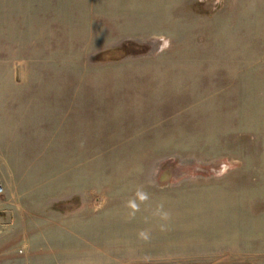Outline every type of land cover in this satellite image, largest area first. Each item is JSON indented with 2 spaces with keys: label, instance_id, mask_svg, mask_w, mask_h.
<instances>
[{
  "label": "rangeland",
  "instance_id": "374dc122",
  "mask_svg": "<svg viewBox=\"0 0 264 264\" xmlns=\"http://www.w3.org/2000/svg\"><path fill=\"white\" fill-rule=\"evenodd\" d=\"M71 1L0 0V69L11 62L19 74L23 58H58L60 43L43 50L38 40L55 33L59 40L52 22L72 6V101L88 102L72 117L103 130L108 142L130 130L156 142L72 145V207L264 204V0ZM170 57L189 59L182 63L189 74L156 82L150 73L163 72L156 61ZM180 86L198 92L165 108L172 98L157 94ZM13 220H0L3 256L24 253Z\"/></svg>",
  "mask_w": 264,
  "mask_h": 264
},
{
  "label": "crops",
  "instance_id": "0c3cea01",
  "mask_svg": "<svg viewBox=\"0 0 264 264\" xmlns=\"http://www.w3.org/2000/svg\"><path fill=\"white\" fill-rule=\"evenodd\" d=\"M60 12L58 24L52 22L59 40L56 33L38 40L43 50L60 43L58 58H23L19 74L13 73L11 62L0 69V220L8 214L16 218L8 225L17 227L24 249L22 256H3L7 243L0 241V263L264 264L262 203L83 200L72 207V145L151 147L156 142L152 133L133 137L134 130L108 142L103 130L72 117L83 115L88 102L78 106L72 101V6ZM171 54L177 57L179 52ZM175 57L156 61L163 66L162 73H150L158 76L156 82L159 76L173 81L174 76L189 74L182 63L190 60ZM191 62L198 65L197 59ZM167 83L160 87L166 89ZM164 89L157 95L172 98L163 102L165 108L198 92L181 86ZM145 151L148 158L153 153ZM13 238L17 236L8 240Z\"/></svg>",
  "mask_w": 264,
  "mask_h": 264
},
{
  "label": "built area",
  "instance_id": "2783aa9c",
  "mask_svg": "<svg viewBox=\"0 0 264 264\" xmlns=\"http://www.w3.org/2000/svg\"><path fill=\"white\" fill-rule=\"evenodd\" d=\"M3 194H4V187L0 183V198L3 196Z\"/></svg>",
  "mask_w": 264,
  "mask_h": 264
}]
</instances>
